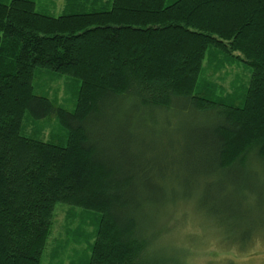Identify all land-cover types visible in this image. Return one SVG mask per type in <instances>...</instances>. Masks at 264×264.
<instances>
[{
  "label": "trees",
  "instance_id": "16d2710c",
  "mask_svg": "<svg viewBox=\"0 0 264 264\" xmlns=\"http://www.w3.org/2000/svg\"><path fill=\"white\" fill-rule=\"evenodd\" d=\"M222 55L251 70L240 104L201 81ZM40 69L78 84L73 111L35 94ZM49 119L59 139L27 132ZM250 163L264 173V0H0V264H41L59 203L97 222L87 264H185L152 253L165 220L192 201L221 216Z\"/></svg>",
  "mask_w": 264,
  "mask_h": 264
},
{
  "label": "rangeland",
  "instance_id": "374dc122",
  "mask_svg": "<svg viewBox=\"0 0 264 264\" xmlns=\"http://www.w3.org/2000/svg\"><path fill=\"white\" fill-rule=\"evenodd\" d=\"M36 1L39 11L46 10L54 15L61 14L66 4V0ZM219 58L222 61L212 56L206 58L201 81L205 86L213 87L219 98L240 104L251 78V70L241 61H230L223 55ZM34 90L35 94L47 96L69 111L76 107L78 84L66 75L40 69L35 75ZM155 115L159 116L158 113ZM171 118L176 126L171 129L169 137L176 139L180 121L175 115ZM35 128L45 140H57V136L64 134L57 119L42 120L37 124L27 121V132H33ZM153 140L156 146L161 147L162 134H155ZM246 168L237 170L231 176H224L222 180L221 185L232 189L236 184L237 190H233L229 196L230 209L220 208L221 219V216L212 213L213 208L209 209L208 214L192 201L185 211L177 212V217L173 213L165 220L169 232L164 235V241L162 237L158 240L152 253L161 255L162 247L165 251L182 250L186 253L185 264H264V173L253 163ZM188 192L194 193L192 189ZM211 203L208 201V205ZM160 217H155L153 222L154 226L159 224L162 230ZM96 237L97 222L92 213L59 203L54 210L41 264H87ZM250 237L260 239L255 241Z\"/></svg>",
  "mask_w": 264,
  "mask_h": 264
}]
</instances>
